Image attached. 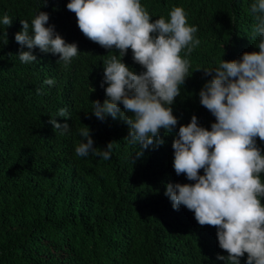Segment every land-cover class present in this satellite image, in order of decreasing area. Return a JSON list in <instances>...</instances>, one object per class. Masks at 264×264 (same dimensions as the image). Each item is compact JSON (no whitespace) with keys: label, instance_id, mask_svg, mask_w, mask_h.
Masks as SVG:
<instances>
[{"label":"trees","instance_id":"obj_1","mask_svg":"<svg viewBox=\"0 0 264 264\" xmlns=\"http://www.w3.org/2000/svg\"><path fill=\"white\" fill-rule=\"evenodd\" d=\"M69 2L0 0V20L5 15L12 20L9 27L0 23V264H226L217 259L228 255L219 246L217 229L200 226L184 206L174 210L164 193L168 183H194L173 168L179 127L193 115L208 130L216 122L198 95L211 77L197 70L259 52L250 12L255 0L141 3L153 21L168 19L173 7H182L188 24L198 28L194 35L200 45L187 57L188 78L171 105L177 127L166 135L161 129L164 144L139 158V146L125 140L129 128L123 120L101 122L91 114L92 102L106 99L107 85L101 84L107 57L81 33ZM39 11L49 14L46 27L54 25L67 43L77 44L80 53L68 65L38 48L32 50L37 61H20L15 41L20 20L31 28ZM46 79L55 84H45ZM62 108L69 119L57 115ZM50 118L67 123L69 132L54 130ZM84 126L94 147L115 142L109 160L76 156L82 139L78 130ZM246 260L247 254L240 264Z\"/></svg>","mask_w":264,"mask_h":264},{"label":"clouds","instance_id":"obj_2","mask_svg":"<svg viewBox=\"0 0 264 264\" xmlns=\"http://www.w3.org/2000/svg\"><path fill=\"white\" fill-rule=\"evenodd\" d=\"M144 1L70 0L66 5L81 33L103 47L105 51L99 53L107 57L101 84L107 85L106 99L103 104L93 101L91 114L101 122L108 117L123 120L129 128L125 140L139 146L137 158L164 144L161 129L166 135L177 127L171 105L188 78L187 57L200 45L194 35L198 28L188 24L182 7H173L168 19L161 16L153 21L141 5ZM250 12L253 35L260 37L259 52H246L232 61L222 58L214 68L197 70L211 77L198 95L216 122L208 130L193 115L179 127L172 143L173 168L177 176L184 174L194 183H168L164 193L174 210L184 206L194 212L200 226L217 229L219 246L228 253L217 259L226 264H240L245 254L246 264H264V0H255ZM49 18L39 11L31 28L28 21L20 20L22 31L15 34V41L21 46V62L37 61L32 51L36 48L58 55L57 62L65 66L80 53L77 44L67 43L54 25L46 27ZM0 23L9 27L12 20L5 15ZM25 47L28 51H23ZM44 83L52 86L55 80ZM57 115L69 119L67 109ZM48 123L61 135L70 130L56 118ZM78 132L82 139L75 147L76 156L111 158L115 142L96 148L88 126Z\"/></svg>","mask_w":264,"mask_h":264}]
</instances>
